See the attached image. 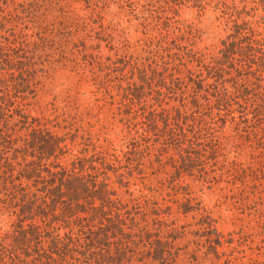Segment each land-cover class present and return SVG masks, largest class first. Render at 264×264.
I'll list each match as a JSON object with an SVG mask.
<instances>
[{"label":"trees","instance_id":"trees-1","mask_svg":"<svg viewBox=\"0 0 264 264\" xmlns=\"http://www.w3.org/2000/svg\"><path fill=\"white\" fill-rule=\"evenodd\" d=\"M188 3L210 4L0 0V264H200L191 212L209 250L223 246L182 178L264 188V0L216 1L235 17L217 48L165 16ZM87 86L113 100L85 102Z\"/></svg>","mask_w":264,"mask_h":264},{"label":"rangeland","instance_id":"rangeland-1","mask_svg":"<svg viewBox=\"0 0 264 264\" xmlns=\"http://www.w3.org/2000/svg\"><path fill=\"white\" fill-rule=\"evenodd\" d=\"M217 0H208L210 3L207 5V9L200 10L194 3L184 4L180 7L179 11L175 13L165 14L166 17L171 18L174 27L177 29L184 28L185 30H190L193 28L208 30V32L202 37L204 40L201 42L202 46H208L210 48H217L223 38H225L229 32L230 28L226 26L228 20L235 19L226 14L223 10H220L216 5ZM255 0H230V3H236L239 6V10H246L245 6L248 4V10L255 4ZM112 15L109 19H111ZM132 19L127 21V15L121 16V21L119 24L125 29V31L131 34H137L136 29L139 20L131 16ZM166 19V20H165ZM167 24V18H164ZM120 30V34H121ZM138 38L139 35H136ZM106 42L103 43V54L107 57L113 52L109 51L108 47H105ZM95 88L91 86L84 87L81 94L85 102L95 104L93 98H104L110 102L113 100L110 96L104 94V92L99 93L97 96L92 97V93ZM119 90L116 89L115 93ZM108 96V97H107ZM107 97V98H105ZM103 103V102H102ZM101 103V104H102ZM117 106V105H113ZM109 107H111L109 105ZM101 117H107L112 120L113 114L110 111H103L100 115ZM121 116H118V120ZM118 129H122V124L113 121ZM117 123V124H116ZM121 136V135H120ZM125 150L126 144L124 145ZM152 158L155 162L154 169L150 170V173L155 170L158 171V163L156 162L155 154ZM151 162L148 161L147 165L151 166ZM171 172H173L172 167H168ZM207 178H199L195 176H190L186 174L182 178V185H189L195 195L203 201V205L212 212L213 217L217 220V227L222 233V240L224 242L223 246L219 247L218 251L209 250V243L207 241L208 236H199L196 234L200 230V216H196V212H191L187 216L182 215L183 222L190 224L188 227L189 234L184 240V245L191 243L190 248L196 249L197 245L194 242H200V250L197 254V259L200 264H264V197L261 194L264 188H261L260 192L257 194H252L254 192V184H248L250 188L248 193H241L240 190L236 191V187H228V177L222 175V171L211 170ZM152 176V175H151ZM159 176L165 175L159 172ZM171 180L166 183L167 190L165 192H171L169 188L171 186ZM170 186V187H169ZM169 187V188H168ZM235 192H234V190ZM232 190V191H231ZM185 190H181L179 193V198L185 196ZM203 231V229L201 230ZM203 233V232H202ZM200 232V234H202ZM194 253V252H192Z\"/></svg>","mask_w":264,"mask_h":264}]
</instances>
